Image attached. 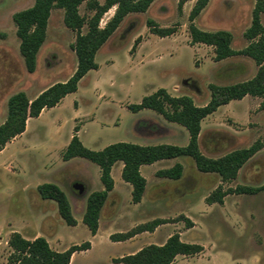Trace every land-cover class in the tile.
<instances>
[{
    "label": "rangeland",
    "instance_id": "1",
    "mask_svg": "<svg viewBox=\"0 0 264 264\" xmlns=\"http://www.w3.org/2000/svg\"><path fill=\"white\" fill-rule=\"evenodd\" d=\"M194 1L185 0L179 8L178 0H156L146 12L127 15L97 51L98 68L88 71L78 89L67 94L54 108L28 118L25 133L1 151L0 264H7L11 251L7 240L13 231L26 238L43 236L57 251L90 242L89 249L73 253L69 264H120L115 260L145 245L164 243L178 226L184 242L200 244L203 249L194 255H177L172 264H264V191L254 195L231 194L221 206L210 209L198 197L208 195L215 188V180L212 177L211 185L207 186L201 176L198 189L183 201L195 200L189 211L198 226L186 232L183 221H171L154 233L129 242H115L109 239L110 234L129 230L136 223L158 217L177 218L185 209L184 203L145 202L134 206L130 190L121 185L122 179L115 172L116 214L106 223L113 209L107 202L99 231L91 235L81 221L74 199L79 191L72 185L80 182L87 191L100 190L98 167L79 157L69 161L61 158L76 130L83 145L93 150L119 141L142 145L137 137L146 130L147 122H155L154 113L146 109L133 113L127 106L139 103L143 96L158 88H166L172 95H188L195 105L202 106L210 97L208 84H232L253 77L257 66L251 58L235 55L214 61L212 47L190 43L188 15ZM32 4L33 0H0V124L6 117V101L11 94L24 91L32 98L49 84L67 79L76 67L71 47L76 32L65 27L63 11L54 8L39 51L37 69L33 73L26 71L12 14ZM253 7L254 0H210L195 24L207 31L228 30L232 34L231 47L239 50L248 44L243 33L251 23ZM113 11L102 16L100 26H104ZM79 13L86 21L92 15L85 3L79 6ZM147 19L161 27L176 26V32L163 38L153 35ZM261 23L264 24V14ZM86 30L85 24L81 32ZM137 38L139 42L133 48ZM215 114L203 122L199 144L202 152L211 142L208 135L213 134L219 143L215 152L207 153L212 157L248 147L255 141L263 144L240 169L238 177L222 185L223 189L238 184H264V98L246 96L232 100ZM185 158L186 165L193 164L190 157ZM41 183H54L64 191L73 204L76 225H67L59 216L56 203L38 195L36 186Z\"/></svg>",
    "mask_w": 264,
    "mask_h": 264
},
{
    "label": "trees",
    "instance_id": "2",
    "mask_svg": "<svg viewBox=\"0 0 264 264\" xmlns=\"http://www.w3.org/2000/svg\"><path fill=\"white\" fill-rule=\"evenodd\" d=\"M154 0H33L27 8L12 14L15 34L19 40V53L23 58L24 67L28 73L36 70L37 54L45 37L50 12L54 8L63 10V24L75 31V39L71 45L76 56V67L73 73L62 82H55L42 90L33 99L27 97L24 91L11 94L6 101V117L0 124V151L5 145L22 134L28 118L37 117L42 109L57 105L67 94L77 90L80 80L92 69H97L95 55L99 48L115 32L124 17L130 13L145 12ZM210 0H195L188 15V35L191 44H205L213 48L214 61L242 55L251 58L257 66L253 77L232 84H208L210 97L202 106L195 105L188 95H171L164 88L145 95L137 104H129L128 110L135 113L142 109H149L160 114L166 121L176 123L185 128L189 139L186 145L153 144L140 145L130 142L111 143L100 150L89 149L83 145L76 134H73L64 148L61 158L68 161L72 158H83L94 163L100 170V182L103 189L89 193L85 199V209L82 223L91 235L98 229L100 211L108 193L113 189V179L110 175L111 167L116 161L123 163L121 177L131 185V201L138 203L145 189V179L140 174L139 167L151 164L157 160L171 159L180 156L190 157L196 169L203 173H215L221 183H228L236 179L238 171L263 147L260 141H255L248 147L234 149L219 157L212 158L204 155L198 146L200 122L218 107L232 100H240L244 96L264 98V24L261 15L264 14V0H254L251 12V23L243 36L248 44L239 50L231 47L232 34L225 29L207 31L195 24V19L206 8ZM185 0H178L181 8ZM85 3L92 15L86 21L79 13V6ZM112 16L103 27L99 22L110 8L114 7ZM87 25V30L81 29ZM149 31L159 37H166L176 32V26L160 27L152 19L146 20ZM139 42L137 38L133 48ZM77 131V130H76ZM157 176L169 179H179L182 166L175 163L172 167L157 171ZM36 191L42 199L56 203L57 211L62 220L69 226L76 225L71 206L64 191L54 183H41ZM264 191V184L254 186L238 184L234 188L223 189L219 184L206 197L207 204H222L228 194L254 195ZM183 221L186 228L192 227V222L184 215L174 219L154 218L140 223L125 231L112 233L111 241H125L142 232H152L162 224L171 221ZM7 244L10 254L7 264H69L73 253L87 250L90 242L73 244L63 251L52 249L43 236L27 239L19 232L13 231ZM203 247L196 243H187L180 239L178 233L167 237L162 244H148L134 253L124 255L115 261L120 264H172L177 255H194L201 252Z\"/></svg>",
    "mask_w": 264,
    "mask_h": 264
},
{
    "label": "crops",
    "instance_id": "3",
    "mask_svg": "<svg viewBox=\"0 0 264 264\" xmlns=\"http://www.w3.org/2000/svg\"><path fill=\"white\" fill-rule=\"evenodd\" d=\"M99 1V0H98ZM156 0H154L151 5L155 2ZM100 2V1H99ZM100 3H103V2H100ZM151 5L148 7V9L151 7ZM58 9V8H57ZM111 9H115V6L110 8L109 10ZM147 9V10H148ZM53 10V9H52ZM51 10V11H52ZM62 10V9H61ZM108 10V11H109ZM146 10V11H147ZM63 11V10H62ZM145 11V12H146ZM114 12V11H113ZM144 13V12H143ZM51 14V12H50ZM105 14V13H104ZM130 14H133V13H130ZM129 15V14H128ZM127 16V15H126ZM125 16V17H126ZM50 17V16H49ZM124 17V18H125ZM49 20V19H48ZM195 22V21H194ZM121 24V23H120ZM48 26V24H47ZM160 26V25H158ZM100 27H103V26H100ZM119 27V26H118ZM161 27V26H160ZM164 27H168V26H164ZM117 30V29H116ZM115 30V31H116ZM151 33V32H150ZM152 34V33H151ZM154 35V34H153ZM173 35V34H172ZM171 36V35H170ZM166 37H169V36H166ZM46 38V37H45ZM163 38V37H161ZM19 41V40H18ZM45 41V40H44ZM44 43V42H43ZM197 44H200V43H197ZM43 45V44H42ZM205 45V44H204ZM42 47V46H41ZM41 47L39 49V51L41 50ZM211 47V46H210ZM213 49V48H212ZM39 51H38V54H37V64H38V58H39ZM96 56V55H95ZM213 56H214V53H213ZM36 69H37V65H36ZM66 80V79H65ZM64 80V81H65ZM55 83V82H53ZM51 83V84H53ZM49 84V85H51ZM48 85V86H49ZM48 86L44 87L43 89H41L39 91V93L44 90L45 88H47ZM78 89V88H77ZM166 89V88H164ZM166 91L168 93H170L167 89ZM37 93V95L39 94ZM171 94V93H170ZM172 95V94H171ZM36 96V95H35ZM34 96V97H35ZM34 97L30 98V99H33ZM246 97V96H244ZM243 97V98H244ZM64 98V97H63ZM62 98V99H63ZM61 99V100H62ZM60 100V101H61ZM194 102V101H193ZM60 103V102H59ZM58 103V104H59ZM57 104V105H58ZM226 106L228 105L225 104ZM224 105V106H225ZM56 106V105H55ZM54 106V107H55ZM223 106V105H222ZM54 107H51V108H54ZM221 107V106H220ZM51 108H45V109H42V111L40 112V115H42L43 113L46 112L47 109H51ZM219 109V107L211 114L207 115L206 117H204L201 122H200V132H199V135H198V146L201 142V135H202V131H203V122L208 119V118H211L213 116H216V111ZM145 109H142L140 111H143ZM146 110H149V109H146ZM138 111V112H140ZM149 111H152V110H149ZM137 113V112H135ZM152 113H154L153 117H155V122H145L147 125L145 126L146 130H143L141 133H140V137L138 136L137 138H139L141 140V144L142 145H153V144H161V143H166V144H174V145H180V146H183V145H186L188 143V139H189V136H188V133L187 131L185 130L184 127L176 124V123H173V122H168L166 121L160 114L152 111ZM37 116V117H38ZM27 129V122H26V126H25V130L22 134L20 135H23L25 133ZM234 131V130H233ZM235 133V132H234ZM74 134H77V131L74 132ZM18 135V136H20ZM73 135V134H72ZM72 135L69 137L68 139V142L70 140V138L72 137ZM135 136H137V134H135ZM211 135H208V139L210 140V138H212L210 141L211 142H208L207 143V146H206V149H205V152H202L201 149L200 151L208 156V157H212L210 155H207L208 154H211L213 152H215L217 150V145H218V141L217 139L215 138L214 134L210 137ZM17 137V136H16ZM15 137V138H16ZM13 138V139H15ZM79 138V136H78ZM12 139V140H13ZM80 139V138H79ZM12 140H10L8 143H10ZM81 141V140H80ZM68 142L66 143V145L68 144ZM217 142V143H216ZM7 143V144H8ZM6 144V145H7ZM5 145V146H6ZM65 145V147H66ZM223 145V144H222ZM220 146V145H219ZM64 147V148H65ZM5 148V147H4ZM3 148V149H4ZM2 149V150H3ZM219 149V148H218ZM1 150V151H2ZM64 150V149H63ZM62 150V152H63ZM0 151V153H1ZM219 157V156H218ZM77 158V157H76ZM212 158H216V157H212ZM74 159V158H72ZM71 160V159H70ZM186 158L185 156H180V157H176V158H171V159H162V160H157L151 164H144V165H141L139 167V171H140V174L144 177L146 183H145V189H144V192H143V195H142V198L141 200L138 202V203H132L134 206H141L143 205L145 202H147V204H159L161 202H168V203H176V202H182L184 203V199H186V197H188L190 194H193L195 192V190L198 189L199 187V184H200V177L202 176L203 179L205 181H207V186L211 185L210 183H212V181H210L212 179V177L214 178V184H215V188L221 184H226V183H221L220 181V178L217 174L215 173H203V172H200L196 169L195 165H194V162L193 164H191V162H188V165H186ZM64 161V160H63ZM69 161V160H68ZM175 163H179L181 164L182 166V175L179 179H169V178H166V177H160V176H157V171L159 170H162V169H167V168H170L172 167ZM97 166V165H96ZM187 166H188V169H187ZM98 167V166H97ZM122 168H123V163L121 161H116L112 167H111V171H110V175L113 179V189L108 193V196H107V199L104 203V205L102 206V209L100 211V216H99V219H98V229H97V232L96 234L98 233L99 231V226H100V218L103 214V210L105 208V205L107 202L110 203V206L112 209V211L110 213H108V217H107V222L106 223H109L115 216L116 214V211H115V206L118 205V197L115 195L116 194V179H115V172H116V175L117 177H121V171H122ZM240 171V170H239ZM239 171H238V175H239ZM98 177L100 176V170H99V167H98ZM211 175V176H209ZM237 175V177H238ZM236 177V178H237ZM122 179V177H121ZM235 180V179H234ZM100 181V179H99ZM120 182V181H119ZM101 183V182H100ZM121 185L125 186L127 188V190H130V193H131V185L126 183L125 181H123L122 179V182H120ZM229 183V182H228ZM81 186V189H79L77 186ZM102 185V183H101ZM72 187L74 189H77L79 191V194H78V197L77 198H74L75 201H76V206H78V208L80 209V218H81V221H82V215H83V212H84V209H85V199L87 197V195L93 191H87V187L84 185V183H80V182H74ZM214 188V189H215ZM103 189V185H102V188ZM100 189V190H101ZM83 190V191H82ZM85 190V191H84ZM82 191V192H81ZM82 196H81V194ZM209 194V193H208ZM231 195V194H228L226 195L224 198H223V203H225V200L227 199V197ZM207 195H200V197H198V199L200 200H203L205 202V197ZM68 198V197H67ZM69 203H70V206H71V211L73 212V204L72 202L68 199ZM195 202V200L193 199L192 201H190L189 203H184L185 205V209L184 211H182V215H184L185 217L189 218L192 222V227L190 228H186V232L188 230H191V229H194L197 225V222L196 220L194 219L193 216H191V211H189V208L190 206L193 205V203ZM206 203V202H205ZM222 203V204H223ZM207 204V203H206ZM222 204H217V203H212V204H207L206 206L209 207L210 209H212L213 207H215V205H219L221 206ZM73 214V213H72ZM160 218V217H158ZM163 218V217H162ZM166 219V218H165ZM77 223H78V220H76ZM150 221V220H149ZM147 222V221H146ZM144 223V222H142ZM140 223H136L134 224L131 228L135 227L136 225H138ZM167 224V223H165ZM164 225V224H162ZM161 226V225H159ZM157 226L154 231L152 232H142V233H139V234H136L135 236L131 237L130 239H127L125 241H131L133 239H135L136 237H140L142 235H145V234H151V233H154L156 231V229L159 227ZM130 228V229H131ZM127 231V230H126ZM125 232V231H124ZM176 233H178L180 235V239L182 240L183 238V232L179 231V226L176 228ZM173 231H171L167 237L173 233H175ZM117 233V232H115ZM37 237V236H36ZM26 238V237H25ZM34 238V237H33ZM33 238H28L27 239H33ZM183 241V240H182ZM200 245V244H199ZM200 253V252H199ZM198 254V253H197ZM73 256V254H72ZM71 256V257H72Z\"/></svg>",
    "mask_w": 264,
    "mask_h": 264
},
{
    "label": "water",
    "instance_id": "4",
    "mask_svg": "<svg viewBox=\"0 0 264 264\" xmlns=\"http://www.w3.org/2000/svg\"><path fill=\"white\" fill-rule=\"evenodd\" d=\"M79 189H81V186L79 185V186H77Z\"/></svg>",
    "mask_w": 264,
    "mask_h": 264
}]
</instances>
